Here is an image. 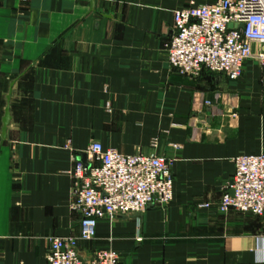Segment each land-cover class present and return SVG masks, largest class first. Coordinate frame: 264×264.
<instances>
[{
    "label": "crops",
    "instance_id": "obj_1",
    "mask_svg": "<svg viewBox=\"0 0 264 264\" xmlns=\"http://www.w3.org/2000/svg\"><path fill=\"white\" fill-rule=\"evenodd\" d=\"M213 1L0 0V264H47L66 236L86 261L264 264V217L218 208L235 158L264 152V67L190 78L166 48L175 11ZM94 142L171 158L175 198L84 241L70 171Z\"/></svg>",
    "mask_w": 264,
    "mask_h": 264
},
{
    "label": "built area",
    "instance_id": "obj_2",
    "mask_svg": "<svg viewBox=\"0 0 264 264\" xmlns=\"http://www.w3.org/2000/svg\"><path fill=\"white\" fill-rule=\"evenodd\" d=\"M175 32L166 48L171 66L198 78L204 71L239 80L250 59L264 67V0L190 3L175 11ZM230 25H233L230 27ZM179 149V144H174ZM218 208L221 212L264 217V152L239 155ZM173 161L166 155L124 154L94 142L87 164L75 160L70 171V207L81 216L80 238L92 241L103 219L140 215L150 206L167 207L175 198ZM74 236L53 237L47 264H119L111 248L93 251L86 261Z\"/></svg>",
    "mask_w": 264,
    "mask_h": 264
},
{
    "label": "water",
    "instance_id": "obj_3",
    "mask_svg": "<svg viewBox=\"0 0 264 264\" xmlns=\"http://www.w3.org/2000/svg\"><path fill=\"white\" fill-rule=\"evenodd\" d=\"M233 25H230V27H232ZM11 120V115H10V108L9 106L7 107L6 109V114H5V117L3 119V122H4V127H3V138L5 139L6 136H7V128H8V125H9V122ZM82 162L86 163L87 164V155L84 154L83 155V159H81Z\"/></svg>",
    "mask_w": 264,
    "mask_h": 264
},
{
    "label": "rangeland",
    "instance_id": "obj_4",
    "mask_svg": "<svg viewBox=\"0 0 264 264\" xmlns=\"http://www.w3.org/2000/svg\"><path fill=\"white\" fill-rule=\"evenodd\" d=\"M173 167V166H172ZM173 169V168H172ZM164 208V207H163Z\"/></svg>",
    "mask_w": 264,
    "mask_h": 264
}]
</instances>
